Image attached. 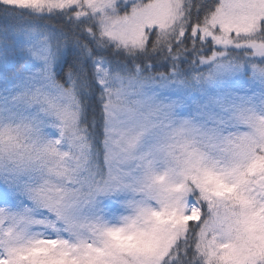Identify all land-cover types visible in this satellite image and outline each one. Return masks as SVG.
Returning a JSON list of instances; mask_svg holds the SVG:
<instances>
[{
  "label": "snow or ice",
  "instance_id": "6c2138e0",
  "mask_svg": "<svg viewBox=\"0 0 264 264\" xmlns=\"http://www.w3.org/2000/svg\"><path fill=\"white\" fill-rule=\"evenodd\" d=\"M0 264H264V0H0Z\"/></svg>",
  "mask_w": 264,
  "mask_h": 264
}]
</instances>
